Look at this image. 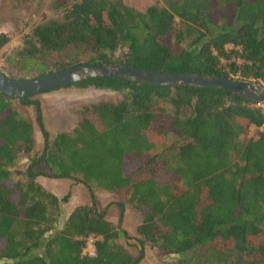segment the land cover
<instances>
[{
	"label": "trees",
	"instance_id": "obj_1",
	"mask_svg": "<svg viewBox=\"0 0 264 264\" xmlns=\"http://www.w3.org/2000/svg\"><path fill=\"white\" fill-rule=\"evenodd\" d=\"M160 1L138 12L120 0H53L56 17L3 52L0 72L26 80L115 63L264 86V0ZM7 42L0 33V50ZM120 47L125 51L116 55ZM63 88L115 97L77 108L74 127L52 135L37 101L15 100L34 108L38 153L30 121L0 92V264H137L144 244L170 264H264V112L222 90L124 78ZM168 135L174 141L166 147ZM161 147L174 166H165L156 151ZM20 160L23 182H14ZM39 177L83 186L89 204L58 222L66 198L45 192ZM92 186L121 193L112 205L139 217L136 258L121 244L127 233L96 209ZM88 238L93 257L82 255Z\"/></svg>",
	"mask_w": 264,
	"mask_h": 264
},
{
	"label": "rangeland",
	"instance_id": "obj_2",
	"mask_svg": "<svg viewBox=\"0 0 264 264\" xmlns=\"http://www.w3.org/2000/svg\"><path fill=\"white\" fill-rule=\"evenodd\" d=\"M120 1L138 12H144L150 6H161L160 0ZM52 2L53 0H33L27 3H21L19 0H0V33L8 38V42L0 50V56L3 52L18 46L22 37L27 35L35 25L56 17L57 12L52 7ZM230 48V46L226 47V49ZM124 51V48L120 47L116 55L122 54ZM220 63L221 65L225 64L222 60ZM230 78L239 79L236 76H231ZM114 97V94L104 91L62 88L33 96L29 100L39 103L42 125L49 135H52L58 131L70 130L74 127L77 121V108ZM12 105L22 119L30 121L33 129L34 148L38 153L41 149L42 139L35 122L34 108L30 105H21L15 100L12 101ZM254 133L251 130L249 137H254ZM173 141V136L168 135L165 146L169 147ZM156 151L162 156L165 166L169 168L174 166L175 162L172 160L171 153L166 152L163 147L157 148ZM24 163V160H20L17 167L13 170L11 179L14 182H23L20 172L23 171ZM39 182L40 187L45 192L55 196L57 200L66 198L65 202L59 203L58 222L64 220L75 206L89 204V196L86 189L81 185L74 184L70 180L62 181L41 178ZM91 192L96 209L105 210L106 220L115 225L119 224L127 233L129 239L121 241V244L133 258H136L138 251L135 240L137 236L134 229L139 222V217L128 206H124L120 210L117 206L112 205L121 202V193L103 192L93 186L91 187ZM118 220L120 221L118 222ZM86 243L83 250L89 252L93 239L88 238ZM142 251V259L137 264L171 263L157 248L151 247L148 244H144Z\"/></svg>",
	"mask_w": 264,
	"mask_h": 264
},
{
	"label": "water",
	"instance_id": "obj_3",
	"mask_svg": "<svg viewBox=\"0 0 264 264\" xmlns=\"http://www.w3.org/2000/svg\"><path fill=\"white\" fill-rule=\"evenodd\" d=\"M124 78L155 87H188L222 90L253 105H264V86L259 81L207 74H172L115 63L81 64L35 79L13 80L0 72V92L11 100H23L91 78Z\"/></svg>",
	"mask_w": 264,
	"mask_h": 264
},
{
	"label": "built area",
	"instance_id": "obj_4",
	"mask_svg": "<svg viewBox=\"0 0 264 264\" xmlns=\"http://www.w3.org/2000/svg\"><path fill=\"white\" fill-rule=\"evenodd\" d=\"M254 107L259 108L262 112H264V105H254ZM85 244H87V243H85ZM82 255H86L88 257H93L94 256L93 247L90 248L89 252H85V250H82Z\"/></svg>",
	"mask_w": 264,
	"mask_h": 264
},
{
	"label": "crops",
	"instance_id": "obj_5",
	"mask_svg": "<svg viewBox=\"0 0 264 264\" xmlns=\"http://www.w3.org/2000/svg\"><path fill=\"white\" fill-rule=\"evenodd\" d=\"M250 135V134H249ZM42 177H39V178H37L35 181L37 182V183H40L39 182V179H41ZM45 179H47V178H45ZM51 180H54V179H51ZM58 180H62V181H67V179H58Z\"/></svg>",
	"mask_w": 264,
	"mask_h": 264
}]
</instances>
